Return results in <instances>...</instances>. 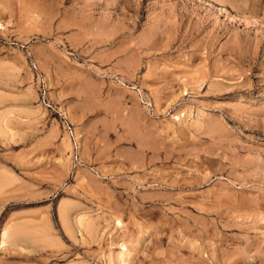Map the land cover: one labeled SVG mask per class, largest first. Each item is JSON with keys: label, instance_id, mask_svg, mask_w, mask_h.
<instances>
[{"label": "rangeland", "instance_id": "1", "mask_svg": "<svg viewBox=\"0 0 264 264\" xmlns=\"http://www.w3.org/2000/svg\"><path fill=\"white\" fill-rule=\"evenodd\" d=\"M0 264H264V0H0Z\"/></svg>", "mask_w": 264, "mask_h": 264}, {"label": "built area", "instance_id": "2", "mask_svg": "<svg viewBox=\"0 0 264 264\" xmlns=\"http://www.w3.org/2000/svg\"><path fill=\"white\" fill-rule=\"evenodd\" d=\"M37 82H38V89L40 92V96H41V103L46 107V108H54L53 104L48 100V97L46 95V88L44 85V82L42 81V79L39 78V76H37ZM63 128L65 130V132L67 133V135L69 136L72 145H73V149L77 147V141L75 138V134L73 131L72 126L70 125V123L68 121H63Z\"/></svg>", "mask_w": 264, "mask_h": 264}]
</instances>
